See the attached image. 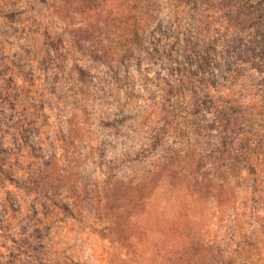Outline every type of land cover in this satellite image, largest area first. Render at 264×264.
Segmentation results:
<instances>
[{"label": "rangeland", "instance_id": "374dc122", "mask_svg": "<svg viewBox=\"0 0 264 264\" xmlns=\"http://www.w3.org/2000/svg\"><path fill=\"white\" fill-rule=\"evenodd\" d=\"M0 259L264 264V0H0Z\"/></svg>", "mask_w": 264, "mask_h": 264}, {"label": "trees", "instance_id": "16d2710c", "mask_svg": "<svg viewBox=\"0 0 264 264\" xmlns=\"http://www.w3.org/2000/svg\"><path fill=\"white\" fill-rule=\"evenodd\" d=\"M199 1V0H198ZM197 0H196V2H198ZM196 8V7H195ZM197 9V8H196ZM198 19V17H196V22L198 21L197 20ZM127 43H130V41H126ZM133 46V45H132ZM159 46V45H158ZM197 44L196 43H194V45L193 44H191L190 43V45L189 44H185V47H184V49H183V51H184V53L186 54V55H200L201 54V51L199 50H197ZM155 49H157V48H155ZM163 51V55H164V53H165V49L164 50H162ZM157 52L159 53V50L157 49ZM153 53V52H152ZM152 53H150V54H152ZM152 55H154V54H152ZM179 56H181V55H178L177 57H179ZM186 65H192V63H191V61H189L188 60V62H186L185 63ZM181 65H182V63H181ZM192 75V73H191V71H189V69H187V68H185V69H182V68H180V67H177V68H174V73H173V76L174 77H176L177 79L176 80H178V81H183L184 79L186 80V78H188V77H190ZM184 78V79H183ZM192 93H195V94H198V92L196 91V90H194ZM174 94V93H173ZM232 96H235V94L234 95H232ZM236 97V96H235ZM236 101L231 97V95L229 96V95H227V96H225V95H221L220 97L218 96V98H217V101L215 102L216 103V105H218V106H221V105H223L224 107H228V105H232V103H235ZM256 112H252V113H247L246 115L247 116H251V117H253V118H256V116H259V114H255ZM250 120H252V119H250ZM228 143V142H227ZM229 144V143H228ZM230 152V149L229 148H227V149H224L223 151H221V154L222 155H220L221 157L222 156H224V154H225V152ZM191 257H192V259H193V261L195 262V263H197L198 262V259H199V257H198V255L196 254V253H193L192 255H191ZM190 257V258H191ZM0 264H5V263H3L2 261H1V259H0Z\"/></svg>", "mask_w": 264, "mask_h": 264}]
</instances>
